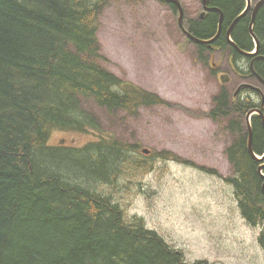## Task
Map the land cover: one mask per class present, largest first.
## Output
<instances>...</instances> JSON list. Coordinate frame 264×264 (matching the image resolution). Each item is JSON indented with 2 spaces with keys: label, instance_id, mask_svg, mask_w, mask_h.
I'll list each match as a JSON object with an SVG mask.
<instances>
[{
  "label": "trees",
  "instance_id": "1",
  "mask_svg": "<svg viewBox=\"0 0 264 264\" xmlns=\"http://www.w3.org/2000/svg\"><path fill=\"white\" fill-rule=\"evenodd\" d=\"M109 1L0 0V264H212L186 261L183 251L148 227L144 217L128 219L114 198L118 176L133 168L128 153H140L141 144L103 128L81 100L88 97L109 112L129 115L164 101L102 65L98 17ZM246 3L208 0L224 14L214 50L228 52L233 61L240 54L228 43L227 29ZM171 7L178 13L177 6ZM253 10L234 25L231 38L248 52L257 38L264 55V2L251 29ZM199 12L188 21L189 31L211 39L221 14L213 10L200 19ZM194 44L196 57L209 49ZM254 68L264 77V59H256ZM227 97L231 92L223 88L211 117L240 127L236 147L226 150L233 172L227 181L235 187L243 215L257 225L264 223V179L241 128L246 122L237 119L241 108L230 99L231 115ZM246 99H239L242 106ZM55 131L90 139L82 146L52 145ZM252 146L264 153L260 117L254 120ZM158 155L182 159L169 151Z\"/></svg>",
  "mask_w": 264,
  "mask_h": 264
},
{
  "label": "rangeland",
  "instance_id": "2",
  "mask_svg": "<svg viewBox=\"0 0 264 264\" xmlns=\"http://www.w3.org/2000/svg\"><path fill=\"white\" fill-rule=\"evenodd\" d=\"M181 2L188 29L202 2ZM179 15L165 0H110L98 17L102 65L164 102L143 106L134 115L109 112L88 97L82 105L106 130L150 150L148 155L128 153L133 168L118 176L113 188L128 219L144 217L148 227L183 250L188 262L264 264V250L255 242L259 230L242 221L239 198L222 181L231 174L225 149L233 138L223 120L218 125L209 116L213 97L222 88L234 93L244 79L230 69L229 53L223 50L215 51L212 62L226 71L229 82L211 75L196 60L199 47L179 28ZM212 50L200 51L203 62L208 63ZM89 139L83 133L55 131L51 143L82 146ZM161 151L182 159L159 156Z\"/></svg>",
  "mask_w": 264,
  "mask_h": 264
},
{
  "label": "flooded vegetation",
  "instance_id": "3",
  "mask_svg": "<svg viewBox=\"0 0 264 264\" xmlns=\"http://www.w3.org/2000/svg\"><path fill=\"white\" fill-rule=\"evenodd\" d=\"M247 1L248 0H246V2ZM209 48H214V44H213V46H211ZM238 54H240V55L239 56H236L234 61L232 60V58H231V56L229 54V58H228L229 59V62H228V64L230 66V69L233 68V70L235 72L234 74H236L238 77H243L244 79H246V81L247 80H251V81H257V82H259L258 81L259 77H257V75L254 73V71L251 69V63H252L254 57L253 56H247V55H244L242 53H238ZM210 66H211V73L214 72L215 75H218V77L220 78V80H221V77L223 79H228L227 74H225L226 71L223 68H221L220 66H216V64L215 63H212V62H210ZM242 83H244V82H241V83H239L237 85L234 93L231 92V95H232L231 100L233 102L234 107L241 108V109H238L236 112H240L242 114V117L241 118H237V119H239L241 125H243V121H244V123L246 122V126L243 127L244 126L243 125V126H241V128H244V134H245V136L247 135V144H248L250 130H249V127H248V118H247V116H248L249 112H251L253 109L254 110L261 109L264 112V100L261 97V95L259 94V91L258 90L247 89V91H245L246 88H243V89L241 88L240 91L237 92L238 87ZM249 83H251V82H249ZM258 86H263V85L259 82V85ZM250 91H252L253 95L250 93ZM228 92H230V91H228ZM244 93H247L248 94L246 96L247 97V99H246V107L245 106H242L240 104V102H239V99H243V94ZM225 95L227 96V94H225ZM254 95L257 96V98L254 97ZM227 99H228L229 105H227L226 107L231 112V108H230V98L227 97ZM219 104H220V102H217V105L218 106H219ZM219 114L222 115V116H224V117L226 116L225 114H222L220 112H219ZM232 114H234V113L231 112V115ZM231 117L232 116H230L228 118V120L226 119V122L229 121V120H231ZM258 117H260V119L262 121V125H263V119H262V117L258 113L254 112L251 115V117H250V121H251V125H252V127H251L252 128V136H253L254 120H255V118H258ZM237 128H240V127L236 125V127L234 129H232L231 126H228L227 128H225L226 131L228 130L231 133V137L233 138V141L230 143V145L228 146V148L225 149V152H226V150H228V149H230L232 147H236V140H237L238 135H237V132L235 130ZM248 148H249V146H248ZM253 151H254V149H253ZM228 161H229V158H228ZM229 164H230V161H229ZM230 166H231V164H230ZM227 174H229V173H227ZM227 174L223 176V178L225 180H227V177H229V176L232 175V174H229V175H227ZM238 204L240 206V202L239 201H238ZM250 225H252V224H250ZM250 228H253V229L255 228V229H258L259 230L258 235H257V237L255 239V242H259L260 246L264 249V246L261 243V242H264V223L257 224V226H253V227H250Z\"/></svg>",
  "mask_w": 264,
  "mask_h": 264
},
{
  "label": "bare ground",
  "instance_id": "4",
  "mask_svg": "<svg viewBox=\"0 0 264 264\" xmlns=\"http://www.w3.org/2000/svg\"><path fill=\"white\" fill-rule=\"evenodd\" d=\"M262 0H257L256 1V3L254 4V2H253V0H248L247 1V3H246V7H245V9L243 10V12L237 17V18H242L243 16H245L249 11H250V9L251 8H253L254 10H253V15H252V22H251V29H252V27H253V23H254V20H255V16H256V8H257V6H258V4H259V2H261ZM165 2L167 3V4H169L170 6L171 5H175V4H173V3H170V2H168V1H166L165 0ZM264 2V1H263ZM262 2V3H263ZM261 3V4H262ZM176 6V5H175ZM213 10H216V11H218V12H220V14H221V16H220V21H219V26H218V30H217V34H216V36H214L213 38H211V39H207V40H203V39H199V38H197V37H195V39H192V38H189V41H191V42H197V43H202V44H205V45H208L209 47H211V46H213V43L215 42V40L218 38V36L220 35V33H221V29H222V24H223V18H224V14H223V12L221 11V10H219V9H217V8H214L213 9V7H211V6H207V7H204L199 13H200V19H202V18H204L205 16H206V14L209 12V11H213ZM258 10V9H257ZM256 11V12H255ZM198 16V15H197ZM196 16V17H197ZM223 16V18H222V21H221V17ZM236 18V19H237ZM235 19V20H236ZM238 19V20H239ZM235 20L233 21V23H232V25L227 29V39H228V31L231 29V31H232V28L234 27V25L236 24H234V22H235ZM238 22V21H237ZM234 24V25H233ZM253 34V33H252ZM232 39V38H231ZM212 40V41H211ZM203 41H211V42H203ZM254 42H255V45H254V48H253V50L251 51V52H248V51H246V50H243V49H240V48H238L237 47V45L234 43V42H229V40H228V43L230 44V45H232V46H234L235 48V50L237 51V52H239V53H242V54H244V55H247V56H253L254 58H253V61H252V63H251V65L252 64H254V62L256 61V59H264V55H261V54H259V47H260V44H259V41H258V39L257 38H255L254 39ZM208 47V48H209ZM211 49H214V48H209L208 50H211ZM213 51V50H212ZM228 58H229V55H228ZM251 69H252V67H251ZM253 71H254V73L257 75V77H262L255 69H252ZM263 79H264V77H262ZM260 79V78H259ZM261 80V79H260ZM256 110H258V111H255L256 113H258L261 117H262V119L264 118V112L261 110V109H256ZM260 111H261V113H260ZM254 113V112H253ZM252 113V114H253ZM251 114V115H252ZM248 118V117H247ZM251 122V121H250ZM263 125H264V120H263ZM228 126L227 125H225V128H227ZM248 127H249V130H250V133H251V130H252V128L250 129V126L248 125ZM251 127H252V125H251ZM242 131V130H241ZM57 132V131H56ZM64 133V132H63ZM109 133V132H108ZM55 136H56V134H55ZM249 137H250V134H249ZM253 137V136H252ZM53 145V144H52ZM248 146H249V139H248ZM249 151H250V153L252 154V156H253V158L257 161V162H259L260 163V165H259V167H258V172L260 173V175L262 176V178L264 179V177H263V169L261 170L260 169V167L264 164V159H261V158H264V153L263 154H258V153H256L255 151H251L250 149H249ZM149 152H150V150H149ZM258 158H257V157ZM238 161V160H237ZM242 161H243V159H242ZM251 161V160H250ZM238 163V162H237ZM236 165V164H235ZM234 167V166H233ZM127 168V167H126ZM248 168V167H247ZM256 181V180H255ZM186 184V183H185ZM243 185H244V183H243ZM249 185V184H248ZM198 186V185H197ZM218 186V185H217ZM253 186V185H252ZM251 186V187H252ZM186 187H188V186H186ZM247 187V186H246ZM237 189V188H236ZM227 191V190H226ZM240 191V190H239ZM214 192V191H213Z\"/></svg>",
  "mask_w": 264,
  "mask_h": 264
},
{
  "label": "water",
  "instance_id": "5",
  "mask_svg": "<svg viewBox=\"0 0 264 264\" xmlns=\"http://www.w3.org/2000/svg\"><path fill=\"white\" fill-rule=\"evenodd\" d=\"M166 1H168V2H170V3H173V4H175L178 8H179V10H180V15H179V18H178V22H179V26L182 28V30L184 31V33L188 36V38H192V39H195V37H194V35L188 30V29H186L185 28V26H184V22H183V17H184V9H183V7H182V4H181V1L180 0H166ZM264 0H262L261 2H259V4H258V6H257V8H256V11H257V9L259 8V6L261 5V3L263 2ZM203 3H204V7H207L208 6V0H203ZM214 9V8H213ZM255 11V12H256ZM222 18H223V16L221 17V21H222ZM238 19L239 18H237L236 20H235V22H234V24L235 23H237V21H238ZM233 24V25H234ZM228 40H229V42H233L232 41V39H231V29L228 31ZM212 41V40H211ZM211 41H203V42H211ZM252 68H254L253 67V64H252ZM259 78L261 79V81L264 83V79L262 78V77H260L259 76ZM244 86H247V87H251V88H254L255 86L254 85H251V84H244ZM258 89H259V91L260 92H262V90L259 88V87H257ZM240 89V88H239ZM255 111H258V110H252L251 112H249V114H248V125L250 126V129H251V122H250V117H251V114L253 113V112H255ZM260 113H261V111H260ZM262 114V113H261ZM263 120H264V118H263ZM249 149L252 151L253 150V147H252V130H251V133H250V137H249ZM145 153H149V149H144L143 150ZM257 157V156H256ZM258 158V157H257ZM261 159H264V158H261ZM260 169L262 170V169H264V164L260 167ZM263 177H264V174H263ZM264 185V184H263Z\"/></svg>",
  "mask_w": 264,
  "mask_h": 264
}]
</instances>
